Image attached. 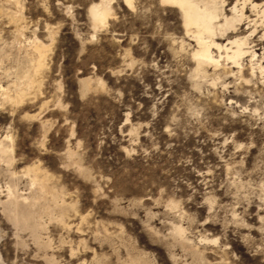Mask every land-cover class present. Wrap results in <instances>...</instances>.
Listing matches in <instances>:
<instances>
[{
  "label": "rangeland",
  "instance_id": "1",
  "mask_svg": "<svg viewBox=\"0 0 264 264\" xmlns=\"http://www.w3.org/2000/svg\"><path fill=\"white\" fill-rule=\"evenodd\" d=\"M125 1L0 0V264H264V0L238 65Z\"/></svg>",
  "mask_w": 264,
  "mask_h": 264
},
{
  "label": "bare ground",
  "instance_id": "2",
  "mask_svg": "<svg viewBox=\"0 0 264 264\" xmlns=\"http://www.w3.org/2000/svg\"><path fill=\"white\" fill-rule=\"evenodd\" d=\"M129 2L130 0H126ZM125 1V2H126ZM163 3L177 7L181 11V16L183 20V25L187 28H194L195 30V40L198 48H200L197 55L201 58L199 61H211L214 60L210 54V48H228L226 52V58L231 60L235 65L239 58L246 52H243V48H248L250 38L256 36L257 24L259 27L263 25L262 21H256L250 19V16L246 15L245 9L246 5L250 4L249 8L256 9V6L250 0H236L233 5L229 8V16L225 14L223 10V5L225 0H161ZM255 1V0H254ZM131 4V1H130ZM128 3V5H130ZM258 4V3H256ZM248 8V9H249ZM106 8H99L93 6L90 10L93 20L99 24H105L107 20L108 13ZM259 9V7H258ZM250 10V9H249ZM264 10V8H263ZM260 11L263 16L264 11ZM228 11V10H227ZM259 11V10H257ZM250 12V11H249ZM253 12V11H252ZM257 13V12H256ZM253 14V13H252ZM255 15V14H253ZM257 16V15H256ZM260 16V14H259ZM257 18V17H256ZM259 19V18H257ZM262 19V18H261ZM246 24L249 26V33L243 37L239 35H234V37H228L225 45L223 43H218L215 38L219 35H224L223 31L230 28L238 27L240 24ZM98 24V25H99ZM188 29V28H187ZM239 29V28H238ZM193 30V31H194ZM235 32V30L233 31ZM237 32V30H236ZM260 36V35H259ZM221 37V36H219ZM224 36H222L223 38ZM226 37V36H225ZM264 38V33L261 35ZM253 39V38H252ZM261 42V41H260ZM223 44V45H222ZM250 46V45H249ZM246 51V50H244ZM249 52V51H248ZM247 52V53H248ZM254 54V53H253ZM211 55V56H210ZM253 56V55H252ZM224 57V58H225ZM243 57V56H242ZM252 59V58H251ZM227 61V60H226ZM240 61V60H239ZM230 62V61H229ZM238 65V64H237ZM262 67V66H261ZM261 70V69H260Z\"/></svg>",
  "mask_w": 264,
  "mask_h": 264
}]
</instances>
